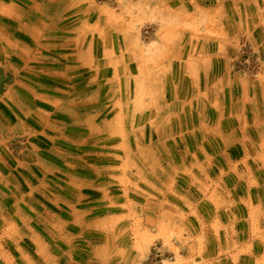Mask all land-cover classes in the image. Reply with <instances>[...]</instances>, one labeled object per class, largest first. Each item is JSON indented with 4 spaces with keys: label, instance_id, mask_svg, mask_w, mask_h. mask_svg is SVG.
Instances as JSON below:
<instances>
[{
    "label": "rangeland",
    "instance_id": "rangeland-1",
    "mask_svg": "<svg viewBox=\"0 0 264 264\" xmlns=\"http://www.w3.org/2000/svg\"><path fill=\"white\" fill-rule=\"evenodd\" d=\"M0 264H264V0H0Z\"/></svg>",
    "mask_w": 264,
    "mask_h": 264
},
{
    "label": "crops",
    "instance_id": "crops-1",
    "mask_svg": "<svg viewBox=\"0 0 264 264\" xmlns=\"http://www.w3.org/2000/svg\"><path fill=\"white\" fill-rule=\"evenodd\" d=\"M14 21L18 23V29L17 32L12 33L9 32V37L15 39L14 43L15 46L20 48V50H23V53H30L29 51L26 50V48H30V44L28 41H31V25L27 24L28 21H30V18L26 17H15ZM30 23V22H29Z\"/></svg>",
    "mask_w": 264,
    "mask_h": 264
}]
</instances>
